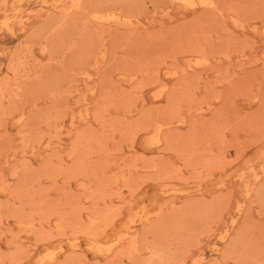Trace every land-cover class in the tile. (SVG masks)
<instances>
[{
    "label": "rangeland",
    "instance_id": "rangeland-1",
    "mask_svg": "<svg viewBox=\"0 0 264 264\" xmlns=\"http://www.w3.org/2000/svg\"><path fill=\"white\" fill-rule=\"evenodd\" d=\"M0 264H264V0H0Z\"/></svg>",
    "mask_w": 264,
    "mask_h": 264
}]
</instances>
